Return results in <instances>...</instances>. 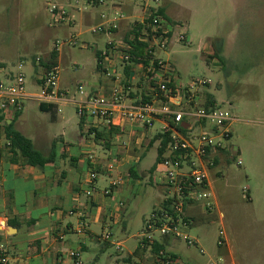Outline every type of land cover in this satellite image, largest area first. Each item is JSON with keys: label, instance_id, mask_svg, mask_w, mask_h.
I'll use <instances>...</instances> for the list:
<instances>
[{"label": "rangeland", "instance_id": "obj_1", "mask_svg": "<svg viewBox=\"0 0 264 264\" xmlns=\"http://www.w3.org/2000/svg\"><path fill=\"white\" fill-rule=\"evenodd\" d=\"M57 2L65 7L69 23L53 21L48 0H0V66L5 73L17 74L23 63L27 93L39 94L38 79L59 41V86L69 97L83 99L79 86L88 93L92 83L106 81L96 71L97 51L104 50L115 36L90 31L100 22L104 7L79 10L85 7L80 0ZM141 3L124 0L123 10L138 15ZM161 4L176 25L173 41L162 56L176 70L175 84L189 86L197 80H209L208 93L235 119L229 126L228 154L210 173L216 208L209 222L189 230L205 253L189 249L184 242H175L172 252L190 264H264V0H162ZM180 34L187 40L179 42ZM36 58L43 60L42 68L35 64ZM62 111L61 116H74L77 121L74 105H66ZM49 118L37 101H25L22 125L27 135L39 130L54 137L68 129L61 117L57 123ZM160 128L156 122L148 137ZM137 138L142 135H135ZM157 149L155 144L149 150L143 169L155 165ZM131 184L135 186L132 195L124 196L126 229L122 224L116 229L115 243H124L123 252L116 246L101 250L102 246L95 244V251L83 254L84 264H124L128 251L138 246L144 222L165 198L166 187L160 172L153 178L147 173L146 178ZM96 231L101 233L98 228ZM222 238L226 240L224 247L219 244Z\"/></svg>", "mask_w": 264, "mask_h": 264}, {"label": "built area", "instance_id": "obj_2", "mask_svg": "<svg viewBox=\"0 0 264 264\" xmlns=\"http://www.w3.org/2000/svg\"><path fill=\"white\" fill-rule=\"evenodd\" d=\"M81 1L85 7L79 10L106 8L100 14V22L90 30L92 34L111 33L118 30L122 23L130 24V20L134 19L131 21L133 29L128 39L111 44L110 51L101 55L100 70L113 82L110 94L90 95L83 86H79V94L84 98L69 97V92L59 86L62 69L58 62L46 68L41 79V92L29 94L26 91V74L22 71L23 63L19 65L20 71L17 74L5 73V68L0 66V150L11 149V141L5 135L7 119L19 115L25 101L29 100L46 105L76 104V113L80 119L99 121L109 129L126 123L140 125L148 130L155 122L163 121L161 134H170V143L157 171L161 173L166 195L161 205L145 220L144 228L138 235L139 248L149 254L152 264H188L171 253L164 240L184 242L187 247L199 248L201 254L205 253L198 240L190 235L193 220L188 210L193 207L208 214L214 212L216 204L210 173L220 165L229 151V126L235 119L230 111L218 105L206 107V96L211 84L209 80H197L189 86L175 84L174 68L159 57L172 43L176 27L162 12V0H141L138 16L127 14L119 0ZM47 7L55 23L70 22L65 7L57 0H48ZM178 40L182 42L187 38L180 34ZM140 44L144 48L143 55L137 57L134 54H137ZM60 47L57 41L53 51L58 53ZM135 58L139 61L138 66L144 69L146 79L156 83L157 99L154 101L129 100L131 85L126 83L118 69L130 64ZM107 60L109 65L106 64ZM35 62L41 67L43 60L36 58ZM181 125L184 127L179 129ZM238 164L242 162L239 160ZM108 169L112 172L115 165L111 164ZM90 178L92 183L95 182L97 174L91 173ZM122 184V178L113 180L104 194L110 196ZM86 228L87 225L82 224L81 233ZM99 238L109 240L111 233L104 232ZM155 246L161 248L154 253ZM116 249L123 252L124 248L117 244ZM71 256L78 260L80 258V254L74 251ZM9 263L7 248L0 245V264Z\"/></svg>", "mask_w": 264, "mask_h": 264}, {"label": "crops", "instance_id": "obj_3", "mask_svg": "<svg viewBox=\"0 0 264 264\" xmlns=\"http://www.w3.org/2000/svg\"><path fill=\"white\" fill-rule=\"evenodd\" d=\"M118 2L121 8H126L124 0ZM127 9L132 11L133 7L128 6ZM163 10L166 14L165 9ZM133 20H130V24L122 23L118 30L105 34L115 38L108 40L104 50L97 51L100 60L102 53L110 51L111 44L128 39L133 29ZM53 53H50L46 64L51 62ZM165 53L159 54V57L170 63L162 57ZM59 59L57 53L56 62L59 63ZM100 60H97L96 71L103 74L98 68ZM129 67L131 75L134 74L133 78L130 76V102L156 100L155 86L151 80L146 79L144 69L138 64L123 66L120 69L123 78L127 79L125 70ZM172 67L174 68L173 65ZM43 76L44 72L38 79L40 86L43 84ZM105 80L92 83L88 94L109 95L113 82L106 77ZM69 104L74 105L76 110L77 106L73 103H61L52 107L45 104L43 109L39 103L41 111L50 114V122L57 123L61 117L69 124L68 129L54 137L39 130L33 136L27 135L22 125L24 109L19 115L9 117L6 121L7 139L6 127L12 125L13 130L30 139L35 149L49 160L42 167L35 166L28 164L17 149L0 150V245L7 248L9 264H84L83 254L95 251V244L102 246L101 250L117 244L124 248L123 242L115 243L117 227L122 224L123 230L126 229L124 196L128 193L132 195L135 188L132 181L143 180L147 173L153 178L158 172L157 160L150 169H143L141 165L155 144L160 147L161 140L155 141V138L164 127L163 121H157L161 124L160 130L148 137L150 129L140 125L123 123L121 127L109 129L99 121L82 120L79 117L75 121L74 116H61L62 108ZM210 104L217 106L214 97ZM135 135H142V138L134 139ZM123 138H127V142ZM111 164L115 165L112 172L108 169ZM91 173L97 174V180L93 183ZM118 178L123 179V184L110 196H106L104 190ZM89 191L92 194L88 195ZM163 200L155 206H160ZM188 214L193 220V226L211 220V213H203L197 208H190ZM82 224L87 225L83 233ZM104 232L111 233L109 240L99 238ZM196 239L201 247L199 239ZM164 242L169 251L178 256L172 252L176 241ZM219 244L224 247L225 238ZM73 251L80 254L79 260L71 256ZM122 262L152 264L153 260L138 244L132 251H128Z\"/></svg>", "mask_w": 264, "mask_h": 264}, {"label": "trees", "instance_id": "obj_4", "mask_svg": "<svg viewBox=\"0 0 264 264\" xmlns=\"http://www.w3.org/2000/svg\"><path fill=\"white\" fill-rule=\"evenodd\" d=\"M162 12L164 13V10H162ZM143 50H144V48H143L142 44H140L138 46L137 54H134V55H136L137 57L143 55ZM56 59H57V52H54L52 54V57H51V62H49V64H46L44 66L46 68H48L50 64L56 63ZM97 60L98 61L100 60L99 55H97ZM131 63L132 64H138L139 61L135 58L131 61ZM98 68H100L99 63H98ZM125 75L127 78L125 80L126 83L131 85V83H130V76H131L130 67L127 68V70H125ZM151 81H152V84L156 87L155 81L154 80H151ZM171 87H172V85H171ZM206 97H207V106L206 107H209V106H211V104L209 105V103L212 101V96L207 94ZM147 102H150V101H147ZM44 105L45 104H41V109L44 108ZM47 106L52 107V105H47ZM183 127L184 126L181 125L179 127V129H182ZM6 128L8 131L7 136L9 138V140L11 141V149L12 150H14V149L19 150L20 154L22 155V157L25 159V161L28 164L42 167L45 163L49 162L48 159H45L42 156V154L35 149L32 141L30 139L26 138L21 133L13 130L12 125H8ZM98 137H99V135L97 136V138ZM157 140H161L160 147L158 148V158H157V164H159L164 159L165 153L167 151V147L170 143V134H161L160 133V135H157L155 138V141H157ZM226 154H228V152H226ZM218 165H219V162L217 161L216 166H218ZM160 248H161V246H155L154 253L157 252Z\"/></svg>", "mask_w": 264, "mask_h": 264}, {"label": "water", "instance_id": "obj_5", "mask_svg": "<svg viewBox=\"0 0 264 264\" xmlns=\"http://www.w3.org/2000/svg\"><path fill=\"white\" fill-rule=\"evenodd\" d=\"M134 74L132 73L131 77L133 78ZM14 230V229H13Z\"/></svg>", "mask_w": 264, "mask_h": 264}]
</instances>
